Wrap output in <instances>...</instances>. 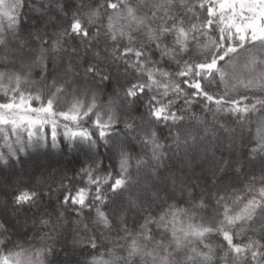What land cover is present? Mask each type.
Returning a JSON list of instances; mask_svg holds the SVG:
<instances>
[{"label":"snow or ice","instance_id":"1","mask_svg":"<svg viewBox=\"0 0 264 264\" xmlns=\"http://www.w3.org/2000/svg\"><path fill=\"white\" fill-rule=\"evenodd\" d=\"M61 253L264 264V0H0V264Z\"/></svg>","mask_w":264,"mask_h":264},{"label":"trees","instance_id":"2","mask_svg":"<svg viewBox=\"0 0 264 264\" xmlns=\"http://www.w3.org/2000/svg\"><path fill=\"white\" fill-rule=\"evenodd\" d=\"M123 83H124L123 80H113L112 83L108 86L107 91L108 92H112L114 88H120ZM194 110L197 111V112H199V108H195ZM140 111H142V109H140ZM137 115H139V112L137 113ZM99 154H100V158L102 160H104L105 164L109 163V160L107 159V154L105 153V151H104V149H103L102 146L100 148ZM38 158L39 159H45L44 157H38ZM56 159H64V160H67V157L61 158V157L57 156ZM73 164H74L75 167H78L79 166L78 163H76L75 161L73 162ZM197 172H198V169H197ZM68 174H69V176H71L73 173L70 170ZM28 215H31V213H28ZM21 218H23V217L21 216ZM130 222H131V220H130ZM62 243L65 245L64 251L65 252H70L71 251V245L67 241H64ZM55 259H56V264H64L65 256H64L63 253H61Z\"/></svg>","mask_w":264,"mask_h":264}]
</instances>
